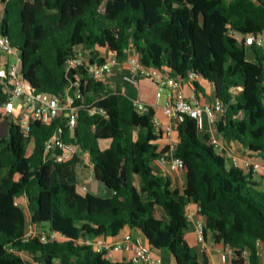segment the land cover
<instances>
[{
    "label": "trees",
    "instance_id": "obj_1",
    "mask_svg": "<svg viewBox=\"0 0 264 264\" xmlns=\"http://www.w3.org/2000/svg\"><path fill=\"white\" fill-rule=\"evenodd\" d=\"M2 5L0 35L20 52L31 91L101 98L97 106L108 116L79 109L73 136L67 130L65 138L89 153V165L113 196L78 191L80 157L68 163L44 157L45 141L66 127V114L47 124L33 122L30 137L10 123L7 137H0V264H30L23 252L43 264H137L111 261L92 245L125 228L178 264H209L207 254L187 240L189 202L201 206L206 239L237 250L227 264H264L257 246L264 243V189L254 176L229 167L212 138L201 136L187 118L178 127L175 150L184 161L182 192L154 167L169 146L153 122V108L139 112L121 86L112 88L88 69L91 61H105L102 54L121 60L131 50L178 81L192 74L196 90L207 83L223 103L216 132L226 143L238 142L250 156L264 158V51L247 47L238 36L264 34V0H0ZM79 49L83 65L68 69ZM247 49L257 62L248 59ZM8 97L0 85V104ZM76 104L81 106L80 98ZM17 199L26 204L16 205ZM29 221L62 240L26 241Z\"/></svg>",
    "mask_w": 264,
    "mask_h": 264
},
{
    "label": "built area",
    "instance_id": "obj_2",
    "mask_svg": "<svg viewBox=\"0 0 264 264\" xmlns=\"http://www.w3.org/2000/svg\"><path fill=\"white\" fill-rule=\"evenodd\" d=\"M238 36L247 47L257 46L264 51V34ZM0 51L4 56L12 55L14 58V62L11 63L10 60H5L3 57L0 64V85H3L9 91L8 99L0 104V118L20 127L23 135L30 137L31 124L33 122L38 121L47 124L64 113L68 117L67 125L66 127H58L45 141L44 157L46 159L52 158L56 163H68L76 157H83L86 162L90 163L89 153L82 151L78 144L67 141L65 137L67 130L69 131L70 138L73 136V130L77 123V113L81 108L86 109L91 115L108 116L105 109L97 106V102L101 98L97 96L89 100L78 94L72 96L69 91L66 92L67 94L64 97L31 91L22 76L20 52L13 49L9 38L3 35H0ZM77 52L75 57L68 60V69H76L83 65V52L81 49ZM127 53L121 60L113 53L100 55V58H105V61L101 64L91 61L93 63L90 62L89 64V73L96 79L105 81L106 76L112 70L120 69L123 79L131 84H136L141 79L152 81L157 88V99H160L163 94H167L163 113L169 123L163 125L161 120L156 116L153 117V122L156 128L161 130L163 135L170 139V143L168 144L169 151L156 158L153 164L155 169L162 175H167L170 172H182L184 161L175 156L179 125L187 118H191L195 121L199 132L214 129L217 121L224 113L223 103L219 99H214L211 102L201 104L195 101L193 97L187 96L185 87L194 86L192 74L189 75L187 81H178L165 69L147 66L142 62L140 57L131 54L127 55ZM79 98L81 99V106L76 104ZM17 100L19 103L15 104ZM135 106L141 113L147 110V106L141 102H135ZM212 142L217 153L226 159V161L228 160L232 168L257 176L264 166L263 162L255 160L250 156L240 159L236 154L235 147L232 145L233 142L226 143L215 137L212 138ZM30 148L32 153L34 149L33 138L30 142ZM15 203L18 206H22L26 204V200L17 199ZM185 213L190 227H193L197 247L203 253L208 252L212 244L206 239L204 233L201 206L189 202L185 207ZM34 238L40 239L43 244L62 240V236L59 233L51 230L42 231L35 223L29 221L25 240ZM92 245L95 247L96 252L105 254V257L108 259H113L116 252H123L130 253L133 257L131 261L137 264H163L162 259L154 256L153 249L146 242L131 234L125 235L121 241L116 243L109 241L107 238H100L92 242ZM257 246L259 254L264 256V243L259 240ZM215 249L223 264H227L237 252L235 248L221 243L216 244ZM243 254L247 257L249 250H245ZM51 264L63 263L61 261H54Z\"/></svg>",
    "mask_w": 264,
    "mask_h": 264
},
{
    "label": "crops",
    "instance_id": "obj_3",
    "mask_svg": "<svg viewBox=\"0 0 264 264\" xmlns=\"http://www.w3.org/2000/svg\"><path fill=\"white\" fill-rule=\"evenodd\" d=\"M130 54L133 55V51H129L127 53V55H130ZM125 56H126V54H125ZM247 56H248V59L250 61L257 62L256 55L252 49H247ZM105 81L107 83H109V85L112 88H115L117 85L121 86L122 91L128 97H130L134 102H141L144 105H146L147 107L153 108V110L155 112V116L161 120L163 125H167L169 123L168 119L165 117V115L163 113V106L166 103L167 94L165 93V94H163V96L160 99H157V95H156L157 94V88H156V85L152 81L147 80V79H141L138 81V83L131 84V83H129L123 79V74L120 71V69L112 70L111 73L106 76ZM200 87L202 88L201 90H196L195 86H192V87L186 86L185 87V93L187 96H189L190 98L193 97L195 101H198L201 104H205V103L211 102L212 100L216 99L214 88L211 85H209L207 83H201ZM200 135L201 136L208 135L211 138L215 137V138H218L219 140L224 141L223 137H221L216 132L215 128L214 129H207L205 132H200ZM162 142L164 144L168 145L170 143V139L164 136ZM108 144H109V142H104L103 146L106 147V146H108ZM232 145L235 147L236 154L240 159H243L246 156H250L249 152L246 149H244L242 147V145H240L238 142H233ZM250 157L264 163L263 157L252 156V155ZM226 162H227V165L229 167H231L228 160ZM91 173H93V170ZM168 174L173 175L172 180H173L176 187L178 186L177 182L179 181V179L181 177H184L182 172H170ZM91 179H92V176H91ZM253 180L258 182L260 184L261 188L264 189V166L261 168L259 174L257 176L253 177ZM95 184L96 183L93 182L92 186ZM96 186H97L96 188L98 189V193H96V190H94V189L92 191H87V192H91L92 194L96 193V195L98 196V194L102 193L103 188L99 184H96ZM127 234H131L134 237L141 238L134 231L130 230L129 228H125L122 231V233L119 236H117L116 238H107V239L113 243H116V242L121 241L123 239V237ZM187 240H188V243L191 247H197L196 236H195L193 227H190V229L187 233ZM210 246H211V248L206 253L208 255L209 260H211L210 263L211 264H217V263L221 264L220 257H219L217 250L215 248H213L212 245H210ZM153 254L156 257H160L163 261V264H178L177 261L175 260V258L173 257V255H171L170 253H168L164 250H154L153 249ZM132 259H133V257L130 253L128 254V253H123V252H116L114 254V258L110 259V260L120 262V261L132 260Z\"/></svg>",
    "mask_w": 264,
    "mask_h": 264
},
{
    "label": "rangeland",
    "instance_id": "obj_4",
    "mask_svg": "<svg viewBox=\"0 0 264 264\" xmlns=\"http://www.w3.org/2000/svg\"><path fill=\"white\" fill-rule=\"evenodd\" d=\"M2 12H3V5L0 7V15L2 14ZM2 55H3V57H4V59L5 60H10V62L12 63V62H14V58H13V56L12 55H6V56H4V54L3 53H1ZM19 103V101L17 100V101H15V104H18ZM0 122H2V121H0ZM5 137H7V136H5ZM27 153H28V155H30L31 154V148H30V143H28V145H27ZM226 160V159H225ZM92 167L89 165V162H86L85 161V159L83 158V157H81V158H79L78 159V163H77V172H78V175H79V179L81 180V185L79 186V188H78V191L79 192H81V191H92L93 190V186H92V183L94 182L93 181V179H91V176L93 177V174H94V172L93 173H91L92 172ZM166 176H169V177H173V175H170V174H167ZM176 181V180H175ZM185 182H186V180H185V178L184 177H181L180 179H179V181L177 182V184H178V188L179 189H181V191L183 192V190H184V188H185ZM83 186V187H82ZM27 215H28V220H30V214H29V212H28V210H27ZM213 241V240H212ZM215 246H216V243L213 241L212 242V247L213 248H215ZM199 249V248H198ZM259 250V249H258ZM199 252H200V254H204L202 251H200V249H199ZM205 253H207V252H205ZM21 255L24 257V259H26L27 261H29L30 262V264H40V262L39 261H37V260H34L28 253H26V252H23V253H21ZM208 256V255H207ZM221 261V260H220ZM211 262V260H209V264H211L210 263ZM217 264H219V263H217ZM221 264H223L222 262H221Z\"/></svg>",
    "mask_w": 264,
    "mask_h": 264
},
{
    "label": "water",
    "instance_id": "obj_5",
    "mask_svg": "<svg viewBox=\"0 0 264 264\" xmlns=\"http://www.w3.org/2000/svg\"><path fill=\"white\" fill-rule=\"evenodd\" d=\"M91 63H93V62H91ZM9 126H10V123L7 120L0 122V137H5L8 135ZM92 179L96 184L101 185V187L103 188L102 193L98 194L99 197L111 198L113 196L112 190L105 183L101 182L95 173L93 174ZM96 184L93 185V189L96 190V193H98V189L96 188L97 187ZM96 193H93V194L96 195Z\"/></svg>",
    "mask_w": 264,
    "mask_h": 264
}]
</instances>
